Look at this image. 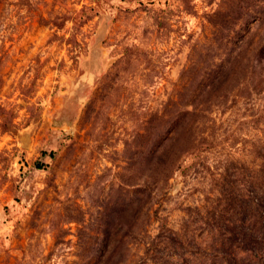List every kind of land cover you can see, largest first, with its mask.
<instances>
[{
    "label": "rangeland",
    "instance_id": "1",
    "mask_svg": "<svg viewBox=\"0 0 264 264\" xmlns=\"http://www.w3.org/2000/svg\"><path fill=\"white\" fill-rule=\"evenodd\" d=\"M0 264H264V0H0Z\"/></svg>",
    "mask_w": 264,
    "mask_h": 264
}]
</instances>
